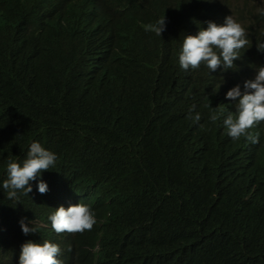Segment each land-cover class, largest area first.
<instances>
[{
  "label": "trees",
  "instance_id": "obj_1",
  "mask_svg": "<svg viewBox=\"0 0 264 264\" xmlns=\"http://www.w3.org/2000/svg\"><path fill=\"white\" fill-rule=\"evenodd\" d=\"M258 9L264 0H0V185L32 142L57 156L38 178L46 194L32 181L13 203L0 188V264H19L27 240L57 244L62 264H264V138L224 135L235 106L218 95L264 65ZM211 12L242 23L249 48L229 74H183L177 30ZM163 16L161 36L145 30ZM77 203L93 228L56 234L52 205ZM22 218L38 232L24 235Z\"/></svg>",
  "mask_w": 264,
  "mask_h": 264
},
{
  "label": "clouds",
  "instance_id": "obj_2",
  "mask_svg": "<svg viewBox=\"0 0 264 264\" xmlns=\"http://www.w3.org/2000/svg\"><path fill=\"white\" fill-rule=\"evenodd\" d=\"M257 11L264 15V9ZM165 28V16L155 23L145 25L146 31L154 32L158 36H161ZM176 37L181 41L178 55L175 56V65L183 74L202 70L213 75L229 74L227 70L233 68V62L241 57L240 50L249 48L250 43L242 23L232 15L222 17L212 12L208 17H196L190 27L177 30ZM256 47L258 51L264 52V42H256ZM222 89L228 90L218 95H225L235 106L232 113L223 117L224 135L231 140H245L247 143L258 145L264 138V65H250L247 72L238 78L226 79L220 90ZM220 106L212 108L209 119L213 123L223 116ZM194 109L195 105L189 110V118L199 122V113L191 115ZM56 160V154L45 149L39 142L30 144L22 161L9 158L6 164V178L0 185L4 198L13 203L18 202V192L22 191L25 195L32 192V181H37L36 186L40 194H46L48 185L38 178L44 171L55 167ZM51 212L48 220L56 234H82L90 231L96 223L94 212L83 203L67 208L63 204L52 205ZM19 223L26 236L38 232L34 221L22 218ZM60 252V247L48 240L43 243L27 240L21 245L19 264H62L57 258Z\"/></svg>",
  "mask_w": 264,
  "mask_h": 264
}]
</instances>
